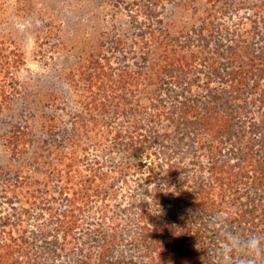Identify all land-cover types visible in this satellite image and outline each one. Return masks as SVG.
Returning <instances> with one entry per match:
<instances>
[{"label":"trees","instance_id":"trees-1","mask_svg":"<svg viewBox=\"0 0 264 264\" xmlns=\"http://www.w3.org/2000/svg\"><path fill=\"white\" fill-rule=\"evenodd\" d=\"M16 1L69 59L32 92L0 39V264H219L222 224L264 234V0Z\"/></svg>","mask_w":264,"mask_h":264},{"label":"rangeland","instance_id":"rangeland-1","mask_svg":"<svg viewBox=\"0 0 264 264\" xmlns=\"http://www.w3.org/2000/svg\"><path fill=\"white\" fill-rule=\"evenodd\" d=\"M69 2L74 6L73 0H44L46 6L50 7V5H54V11H52L53 9L51 10L52 13H56L57 9L63 11V15L66 14V12L69 13L67 9H64L65 5L69 7L67 4ZM44 4L36 5L35 8L38 9L39 7L41 8V6L43 8ZM87 4L89 5V3ZM88 5L84 6V10ZM59 15L60 13L58 16ZM38 16H41V14L37 13L36 15L31 12L18 11V3L16 0H0V39H13L21 47L23 52V64L20 66L18 74L21 80L25 82L27 89L32 92H36V88L45 90L65 89L54 74L62 66V60L69 58L67 53H59L58 55L55 53V57L50 58L48 53H44L40 50L35 38L36 29L40 25ZM65 23H68V21L65 20ZM71 25L72 23L70 22V24L66 26L64 36L67 38L72 36V33H69L70 28L73 26ZM82 27H84V25H82Z\"/></svg>","mask_w":264,"mask_h":264},{"label":"clouds","instance_id":"clouds-1","mask_svg":"<svg viewBox=\"0 0 264 264\" xmlns=\"http://www.w3.org/2000/svg\"><path fill=\"white\" fill-rule=\"evenodd\" d=\"M219 264H264V234H240L221 225Z\"/></svg>","mask_w":264,"mask_h":264}]
</instances>
